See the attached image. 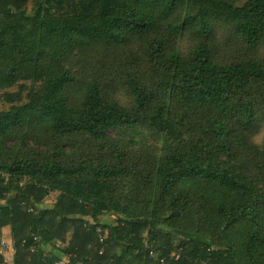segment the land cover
<instances>
[{
    "label": "trees",
    "instance_id": "1",
    "mask_svg": "<svg viewBox=\"0 0 264 264\" xmlns=\"http://www.w3.org/2000/svg\"><path fill=\"white\" fill-rule=\"evenodd\" d=\"M26 2L0 5L12 264H264V139L250 140L264 123V0ZM105 212L111 225L92 214Z\"/></svg>",
    "mask_w": 264,
    "mask_h": 264
},
{
    "label": "rangeland",
    "instance_id": "2",
    "mask_svg": "<svg viewBox=\"0 0 264 264\" xmlns=\"http://www.w3.org/2000/svg\"><path fill=\"white\" fill-rule=\"evenodd\" d=\"M13 0H0V5L1 6H9L10 3ZM27 6V11L28 13H31L33 10V0H27L26 2ZM32 9V10H31ZM90 60V57L84 53H75L71 55L67 61H66V68L73 73L75 76H78L82 74L86 68H87V63ZM122 100H125V97L122 95ZM132 134L135 139L141 141L144 145V150L146 153H158V151L162 148L163 146V141L159 139L156 135H154L152 132H150L146 127L139 126L137 129L132 130ZM186 137L188 139L191 138L190 134H187ZM264 139V123H262L258 129H256L251 135H250V140L256 144H260ZM7 144H10V141L7 142ZM30 145L33 146V142L30 141ZM216 155L218 158L226 157L224 152L222 151H217ZM51 197H54V194H50ZM50 196H47L44 198L43 202L45 204V207H51L50 202L47 200L49 199ZM209 197H213L214 199H220V195L213 193V194H207ZM24 201L28 200L27 198L23 199ZM23 200L21 201V204L24 205ZM36 207L39 205V203H33ZM31 206V205H30ZM37 210H41L40 207H37ZM89 213V210L84 212V215H87ZM93 217H98L101 220V223L103 225H111V223L114 221V216L113 214L109 212H105L102 214H97V213H92ZM83 228H88L87 224L83 222ZM105 234L108 233V229L106 231L104 230ZM55 248L59 247L61 245L57 241L52 242ZM44 245V243L42 244ZM108 253L114 254L116 252V247H109L107 248ZM4 261L8 262L9 264L13 263V256L8 255L5 258H0V264H2ZM86 264H91V262H86Z\"/></svg>",
    "mask_w": 264,
    "mask_h": 264
},
{
    "label": "built area",
    "instance_id": "3",
    "mask_svg": "<svg viewBox=\"0 0 264 264\" xmlns=\"http://www.w3.org/2000/svg\"><path fill=\"white\" fill-rule=\"evenodd\" d=\"M27 200L24 201L23 203L26 204ZM24 206V205H23ZM24 243V241H23ZM22 244V243H21ZM18 250V245L15 242L12 243H8V242H1L0 243V258H5L8 255H12L13 257L16 255ZM175 258L178 259L179 255H175ZM187 261H190L194 264H206L205 261L203 260H199V262H193L191 261L189 258H186ZM70 262V255H66L65 258L63 260H59L58 262H56L55 264H68ZM2 264H9L8 262L4 261ZM162 264H165L164 261H162Z\"/></svg>",
    "mask_w": 264,
    "mask_h": 264
}]
</instances>
